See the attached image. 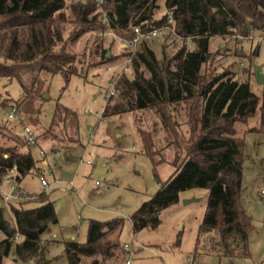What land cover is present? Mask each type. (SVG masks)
<instances>
[{"label": "trees", "instance_id": "trees-1", "mask_svg": "<svg viewBox=\"0 0 264 264\" xmlns=\"http://www.w3.org/2000/svg\"><path fill=\"white\" fill-rule=\"evenodd\" d=\"M159 1L0 0V79H18L22 83L24 69L32 67H38L41 72L60 74L67 82L77 74L76 56L67 50L64 37L65 23L71 22L68 9L78 27L70 40L90 31L106 33L111 29L119 35L131 36L136 26L144 31L171 26L176 40L179 39L182 45L172 58L174 66L171 62H161L153 49L145 45L146 42L142 43L143 49L132 58L133 74H123L115 85L116 95H123L127 99L126 105L108 104L103 113L108 116L157 108L167 118L164 114L166 106L188 102H191L189 111L198 110L197 118V114L191 113L194 123L186 157L180 165H175L173 174L166 181L158 179L160 189L131 216L132 229L136 234L146 228H158L162 212L180 202L181 192L203 188L209 191V202L196 246L216 233L218 240L211 244L210 251L228 260L247 257L249 235L253 229V219L242 202L247 149L244 140L236 136L235 126L256 113L260 97L251 90L252 65L245 67L242 63L233 71L235 66L229 64L221 73L216 72L217 66L230 53L226 56L223 47L212 52L210 41L213 37L248 36L253 24L262 30L264 0H165V15L155 19ZM170 16L174 21L171 25L168 23ZM249 18L252 23L247 22ZM187 39L193 44L191 50ZM241 46L235 48V56L251 60L252 54L243 49V44ZM100 57L98 64L90 66L109 65L116 60L108 50H103ZM145 71L149 72V77ZM22 86L27 93L31 91L23 83ZM262 86L260 129L264 133V83ZM138 132L142 134L145 153L151 156L150 137ZM19 136L23 146L27 147L26 152L17 146L0 147V187L14 167L17 184L33 171L44 175L45 170L37 168L33 152L39 145L37 139L30 143ZM20 195L19 204L11 205L14 227L0 205V261L14 248L16 261L51 264L43 234L52 224L58 223L54 203L46 191L30 197ZM33 201L37 203L35 207H25V203ZM124 225V218L91 220L85 243L64 242L68 264H85V258H92L91 264L124 263V260L120 261L118 242ZM114 233H117V239L113 242L108 237Z\"/></svg>", "mask_w": 264, "mask_h": 264}, {"label": "rangeland", "instance_id": "rangeland-1", "mask_svg": "<svg viewBox=\"0 0 264 264\" xmlns=\"http://www.w3.org/2000/svg\"><path fill=\"white\" fill-rule=\"evenodd\" d=\"M158 6L155 19H161L166 13L165 0H160ZM67 16L71 22L65 23L64 37L67 50L76 56L74 65L77 69V74L69 82L60 74L38 71V67L24 69L22 73V83L27 90H31L29 93L18 79H0V147L17 146L26 152L27 147L23 146L19 135L23 136L24 127H28L38 137L39 145L33 151L37 168H42L40 153L43 150L53 170L44 171L47 181L52 184L48 189L42 185L38 171L24 177L20 184L16 183L15 175L9 173L13 183L8 184L4 180L1 185L0 205L10 224L15 226L11 205L19 204L22 199L20 193L30 197L46 191L58 214V223L52 224L43 234L51 264H68L64 242L74 240L85 243L91 220L110 221L115 218L125 219L118 237L121 248L124 245L131 247L129 253L119 249L121 262L264 264V133L260 129L263 86L254 77L256 67L264 72V43L260 39L264 38V28L258 30L254 24L250 26L255 38L244 43L243 49L252 54L251 60L235 56L237 45L239 49L242 48L235 39L213 37L210 41L212 52L223 47L226 56L230 53L217 66L216 72L221 73L223 67L229 64L235 66L233 71L239 69L242 63L245 67L252 65L251 90L260 97L256 113L235 126L236 136L244 140L247 149L242 202L253 219L249 256L228 260L210 251L211 244L218 240L216 233H212L205 243L196 246L209 202L207 189L193 188L181 192L180 202L162 212L158 228H146L134 234L131 216L160 189L158 179L166 181L173 174L175 165L183 162L191 145L194 123L191 115L197 114V118L198 110L189 111L191 102H188L166 106L164 114L167 118L157 108L103 116L108 104L114 106L121 103L124 107L127 103L121 94L111 101L108 95L123 74H133L127 57L122 56L129 51L118 38L106 33L83 32L78 38L70 40L78 27L73 22L70 9ZM252 21L247 19L249 23ZM176 39L175 35L166 34L144 44L153 49L161 62H171L173 67L172 58L182 46L180 40ZM142 45L136 53L143 49ZM103 50H108L116 60L109 65L90 66L100 62ZM145 75L150 76L147 71ZM12 108L17 113L15 118L10 119ZM138 130L150 137L151 156L145 153L143 137ZM66 143H70L71 163H67L68 157L64 151ZM53 147L60 148L57 156L51 153ZM185 200L194 201L184 204ZM24 205L32 208L37 203L33 201ZM108 239L114 242L117 233ZM92 261V258L84 259L85 264ZM0 264L25 263L15 260L13 248Z\"/></svg>", "mask_w": 264, "mask_h": 264}, {"label": "built area", "instance_id": "built-area-1", "mask_svg": "<svg viewBox=\"0 0 264 264\" xmlns=\"http://www.w3.org/2000/svg\"><path fill=\"white\" fill-rule=\"evenodd\" d=\"M103 21L106 22L107 20L103 19ZM168 23L170 25L174 24V21H173L171 16L169 17ZM133 31H134V33L131 36L119 35V34H117L115 31H113L111 29L106 31V35L114 36V37L118 38L121 41V43L125 44V46L128 49L129 53H131L130 57H127V61L129 62L128 63L129 65H131L132 58L134 57V55L137 52L138 47L140 45H142V43L147 42V41H151V40L156 39V38H160V37H162L163 35H166V34L176 35L175 30L169 25L165 26L162 29L153 28V29H150V30H147V31H144L140 27L136 26V27L133 28ZM254 38H255V35H254L253 29H250V32H249L248 36H242V35L235 36V39H236V41H237V43L239 45L244 44L246 42H250ZM260 39L264 43V38H260ZM187 44H188L190 50L193 49V44L191 42V39H187ZM241 65H243V64H241ZM116 92H117V90H116V86H115V89H113L109 93V95H108L109 97L108 98L110 99L113 96H115ZM16 113H17V110L15 108H12L10 110L9 118L10 119L15 118L16 117ZM19 122L23 123V121H19ZM23 137H24L25 140H27L30 143L36 142V139H37L36 135L28 127H24V129H23ZM41 155H43V157L46 155L43 150H41ZM6 157H8V155H6ZM41 162H42V164L48 165V162L45 159V157L41 160ZM67 162H69V160ZM81 162H83V161L81 160ZM88 164H91V163L88 162ZM9 173L15 175V177H16V174H17L16 167H14ZM9 173L6 175L5 181H6V183L11 184V183H13V177L11 175H9ZM55 182L57 183L58 181L55 180ZM41 183H42V185L44 186L45 189H48V188H50L52 186V184H50L47 181V179H46V177L44 175H41ZM71 184L73 185V183H71ZM262 195H264V190L262 191ZM19 197H21L20 194H19ZM6 201L10 202V199L6 198ZM17 240H20L19 236H17ZM123 249H124V251L126 253L131 252V247L129 245H124ZM122 264H131V262H130V260H127V261H124V263H122Z\"/></svg>", "mask_w": 264, "mask_h": 264}, {"label": "crops", "instance_id": "crops-1", "mask_svg": "<svg viewBox=\"0 0 264 264\" xmlns=\"http://www.w3.org/2000/svg\"><path fill=\"white\" fill-rule=\"evenodd\" d=\"M69 144L70 143H66V144H64V145H66L65 147L66 148H64V151H65V154L67 155V161L69 160V162H67V163H71L70 162V148H69ZM66 149H69V151L67 152V150ZM52 150V149H51ZM59 151H60V148L59 147H53V150L51 151V153L53 154V155H55V156H57L58 154H59ZM41 154V153H40ZM45 157V159L47 160V162H48V165H45V164H42V162H41V164H42V170L44 171V170H49L50 172H53V170H52V167H51V163L49 162V160L47 159V155H45L44 156ZM44 157H42V159L44 158Z\"/></svg>", "mask_w": 264, "mask_h": 264}, {"label": "water", "instance_id": "water-1", "mask_svg": "<svg viewBox=\"0 0 264 264\" xmlns=\"http://www.w3.org/2000/svg\"><path fill=\"white\" fill-rule=\"evenodd\" d=\"M110 55V52H109ZM255 73H256V79L259 82V84L263 85L264 83V73L262 71V69L260 67H256L255 68ZM194 200H185L184 204H189L191 202H193Z\"/></svg>", "mask_w": 264, "mask_h": 264}]
</instances>
